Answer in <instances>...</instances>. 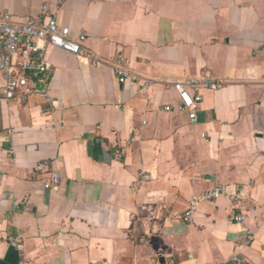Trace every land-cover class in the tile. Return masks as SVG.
<instances>
[{"label": "crops", "instance_id": "crops-1", "mask_svg": "<svg viewBox=\"0 0 264 264\" xmlns=\"http://www.w3.org/2000/svg\"><path fill=\"white\" fill-rule=\"evenodd\" d=\"M44 6L96 60L50 48L36 92L10 101L0 74V264H264V0H0V15ZM201 78L225 86L192 122L173 84Z\"/></svg>", "mask_w": 264, "mask_h": 264}, {"label": "built area", "instance_id": "built-area-1", "mask_svg": "<svg viewBox=\"0 0 264 264\" xmlns=\"http://www.w3.org/2000/svg\"><path fill=\"white\" fill-rule=\"evenodd\" d=\"M86 36L79 35L77 39L72 37L69 27L59 23L56 15L50 12L47 6L42 8L38 16H28L21 22H15L10 14L0 15V74L5 79L3 98L6 101L15 99L17 91L25 90L26 94L36 92L37 81L47 71V65L42 61L50 48L60 49L80 59L95 61L91 53L83 48ZM115 74L120 83L140 84L142 89L150 87L151 82L141 79L136 74L120 68L115 69ZM225 83L211 78L188 79L173 84V89L178 94L180 108L189 112L192 122L197 120V110L203 101V90H219ZM27 101V96L23 98ZM170 110V107H164ZM41 167H45L41 165ZM61 181V177L53 173L46 182V189L55 188ZM225 193L224 187H217L192 202L194 209L199 202L207 201ZM238 196H231V200H237ZM238 222H243L242 216L235 217ZM12 246L21 248L18 240L11 242Z\"/></svg>", "mask_w": 264, "mask_h": 264}]
</instances>
